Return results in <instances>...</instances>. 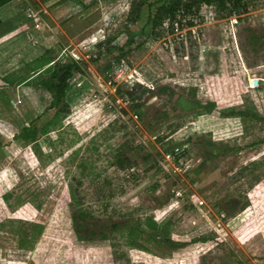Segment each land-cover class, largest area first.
Here are the masks:
<instances>
[{"label": "rangeland", "instance_id": "374dc122", "mask_svg": "<svg viewBox=\"0 0 264 264\" xmlns=\"http://www.w3.org/2000/svg\"><path fill=\"white\" fill-rule=\"evenodd\" d=\"M172 1H17L32 21L0 44V264H264V0L152 29Z\"/></svg>", "mask_w": 264, "mask_h": 264}, {"label": "trees", "instance_id": "16d2710c", "mask_svg": "<svg viewBox=\"0 0 264 264\" xmlns=\"http://www.w3.org/2000/svg\"><path fill=\"white\" fill-rule=\"evenodd\" d=\"M10 1L11 0H0V6H3ZM212 3H219L222 6L223 0H173L172 2L161 5L156 9V12L151 19V28L154 29L156 26L161 25L164 20H175V17L179 14H181V16H184L185 14L194 15L198 12L200 5H208ZM143 4V1L136 4L132 3L127 19L129 22H134L136 20L137 14L139 13V10ZM75 69H77V65L75 63H71L63 66L58 72L52 73L51 78L55 80V82H53L51 85V91L53 95L52 102L54 104H59L61 102V99L64 97L66 89L68 87V80L71 78ZM128 95H130V93H128ZM18 136L20 135H16L15 137ZM80 216V219L82 220L83 216ZM81 230L82 226L80 225V223L74 222V231L80 238L82 237L80 234ZM97 235L103 237V232L99 230L97 232Z\"/></svg>", "mask_w": 264, "mask_h": 264}, {"label": "crops", "instance_id": "0c3cea01", "mask_svg": "<svg viewBox=\"0 0 264 264\" xmlns=\"http://www.w3.org/2000/svg\"><path fill=\"white\" fill-rule=\"evenodd\" d=\"M17 1L18 0H11L9 3L0 6V44L3 41L8 40L9 38L13 39V37L17 34V32L25 30L24 28L26 29L27 27L30 28L28 25H30V22L32 20H22L20 16H17L15 13V11L17 12L15 8ZM25 16L27 17V13ZM28 36H30V34H28ZM30 47H31L30 45L27 46L25 45L24 47H21L20 55L24 57L23 59L25 60V63L36 64L37 62V55L35 51L36 49L34 47L29 49ZM4 54H5V49H0V84L3 83L1 81L5 78V74L1 72V70L4 68L5 65Z\"/></svg>", "mask_w": 264, "mask_h": 264}, {"label": "built area", "instance_id": "2783aa9c", "mask_svg": "<svg viewBox=\"0 0 264 264\" xmlns=\"http://www.w3.org/2000/svg\"><path fill=\"white\" fill-rule=\"evenodd\" d=\"M27 17L28 18H33L35 20V15L33 13H28L27 14Z\"/></svg>", "mask_w": 264, "mask_h": 264}]
</instances>
